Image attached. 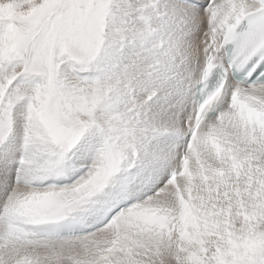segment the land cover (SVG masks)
Wrapping results in <instances>:
<instances>
[{
	"label": "snow or ice",
	"instance_id": "6c2138e0",
	"mask_svg": "<svg viewBox=\"0 0 264 264\" xmlns=\"http://www.w3.org/2000/svg\"><path fill=\"white\" fill-rule=\"evenodd\" d=\"M0 264H264V0H0Z\"/></svg>",
	"mask_w": 264,
	"mask_h": 264
}]
</instances>
